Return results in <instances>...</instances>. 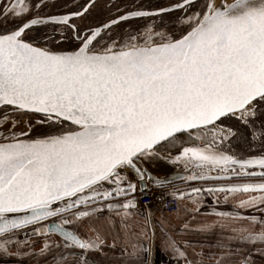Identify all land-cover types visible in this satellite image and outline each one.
<instances>
[{"label": "snow or ice", "instance_id": "snow-or-ice-1", "mask_svg": "<svg viewBox=\"0 0 264 264\" xmlns=\"http://www.w3.org/2000/svg\"><path fill=\"white\" fill-rule=\"evenodd\" d=\"M154 255L264 264V0H0V264Z\"/></svg>", "mask_w": 264, "mask_h": 264}, {"label": "crops", "instance_id": "crops-1", "mask_svg": "<svg viewBox=\"0 0 264 264\" xmlns=\"http://www.w3.org/2000/svg\"><path fill=\"white\" fill-rule=\"evenodd\" d=\"M224 207H227V206L225 205ZM157 259L160 260V264H169V258L167 256L154 255L153 261L155 262Z\"/></svg>", "mask_w": 264, "mask_h": 264}, {"label": "built area", "instance_id": "built-area-1", "mask_svg": "<svg viewBox=\"0 0 264 264\" xmlns=\"http://www.w3.org/2000/svg\"><path fill=\"white\" fill-rule=\"evenodd\" d=\"M146 202H148V201H141V203H146Z\"/></svg>", "mask_w": 264, "mask_h": 264}]
</instances>
